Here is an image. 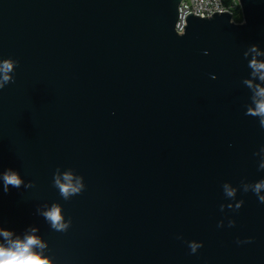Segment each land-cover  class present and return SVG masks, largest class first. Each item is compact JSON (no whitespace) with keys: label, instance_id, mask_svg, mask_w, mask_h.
Returning <instances> with one entry per match:
<instances>
[{"label":"water","instance_id":"95a60500","mask_svg":"<svg viewBox=\"0 0 264 264\" xmlns=\"http://www.w3.org/2000/svg\"><path fill=\"white\" fill-rule=\"evenodd\" d=\"M238 1L240 23L190 13L179 33L180 0H0V60L18 62L0 90V174L34 185L0 180V229L36 228L52 264H264V203L244 191L264 180V129L243 83L264 0ZM57 168L84 191L64 200ZM53 204L66 232L41 214Z\"/></svg>","mask_w":264,"mask_h":264},{"label":"clouds","instance_id":"9594fccd","mask_svg":"<svg viewBox=\"0 0 264 264\" xmlns=\"http://www.w3.org/2000/svg\"><path fill=\"white\" fill-rule=\"evenodd\" d=\"M207 51L205 55H207ZM252 54V58L248 60V68L251 70V79H245L243 83L251 90L252 106L247 107L245 115L259 118V124L264 129V60L258 57L264 56L256 45H252L245 53L247 58ZM17 61L13 59L0 60V90L4 89L8 84L14 83L13 72L17 66ZM212 79H216L212 75ZM261 83H254V81ZM264 152V147L260 149ZM260 168L264 169V163L260 164ZM0 180L3 182V191L7 192L9 187L26 188L33 187L32 182L24 183L20 174L12 169H8L0 174ZM53 186L59 190L60 196L64 200L70 199L72 196L81 194L85 189L83 177L75 176L71 170L60 172L57 168L53 174ZM251 187L252 192L257 196L260 203H264V195H260L261 190H264V180L255 183L252 186L245 185L244 191L247 192ZM226 195L228 197H235L236 190L230 188L227 184L224 185ZM244 201H239L235 208L240 209ZM223 208V206H221ZM229 207H232L229 205ZM46 221L49 222L52 229L58 232H66L70 225L71 220H65L62 215V209L59 205L53 204L50 208L41 213ZM234 221H229V226L234 225ZM36 228L31 229L32 234L25 235L22 239L16 237L13 239V233L6 229H0V237H3L4 242L0 243V264H52V260L44 252L48 245L42 241L40 237L36 236ZM181 238V237H178ZM251 240L237 241V243H250ZM203 245L195 241L188 242V247L192 254H195Z\"/></svg>","mask_w":264,"mask_h":264},{"label":"built area","instance_id":"2783aa9c","mask_svg":"<svg viewBox=\"0 0 264 264\" xmlns=\"http://www.w3.org/2000/svg\"><path fill=\"white\" fill-rule=\"evenodd\" d=\"M237 10L239 11L238 15L241 17L242 21L241 7L238 0H231V3L228 5H226L223 0H180L176 30L179 33L184 30L183 26L187 24L185 17L190 13L203 17L211 16L216 12H229L232 16V20L235 21L234 16H236Z\"/></svg>","mask_w":264,"mask_h":264},{"label":"trees","instance_id":"16d2710c","mask_svg":"<svg viewBox=\"0 0 264 264\" xmlns=\"http://www.w3.org/2000/svg\"><path fill=\"white\" fill-rule=\"evenodd\" d=\"M223 2L226 4V5H228V4H230L231 3V0H223ZM238 10L236 11V16H234V20L236 21V22H240L241 21V17L238 15Z\"/></svg>","mask_w":264,"mask_h":264}]
</instances>
